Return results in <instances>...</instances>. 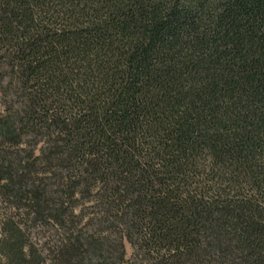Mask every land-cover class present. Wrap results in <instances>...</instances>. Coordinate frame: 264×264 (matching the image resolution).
Masks as SVG:
<instances>
[{"label": "trees", "instance_id": "trees-1", "mask_svg": "<svg viewBox=\"0 0 264 264\" xmlns=\"http://www.w3.org/2000/svg\"><path fill=\"white\" fill-rule=\"evenodd\" d=\"M0 264H264V0H0Z\"/></svg>", "mask_w": 264, "mask_h": 264}, {"label": "rangeland", "instance_id": "rangeland-1", "mask_svg": "<svg viewBox=\"0 0 264 264\" xmlns=\"http://www.w3.org/2000/svg\"><path fill=\"white\" fill-rule=\"evenodd\" d=\"M126 250H127V259H129L133 251L129 244H126Z\"/></svg>", "mask_w": 264, "mask_h": 264}]
</instances>
